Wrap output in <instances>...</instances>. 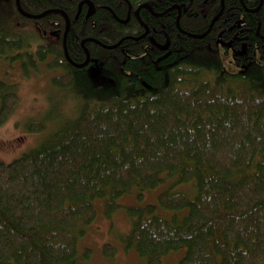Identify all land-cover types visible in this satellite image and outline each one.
<instances>
[{"label": "trees", "instance_id": "1", "mask_svg": "<svg viewBox=\"0 0 264 264\" xmlns=\"http://www.w3.org/2000/svg\"><path fill=\"white\" fill-rule=\"evenodd\" d=\"M100 1L113 8L118 2ZM256 1L224 0V8L237 10L243 2L251 9ZM19 4L38 14L55 1ZM219 5L208 0L205 18L198 7L196 16H182L183 29H169L170 53L157 64L158 51L145 52L130 39L142 32L134 20L120 23L102 9L91 29L78 18L65 46L75 61L86 40L100 69L95 77L65 58L64 29H52L55 41L26 49L32 29L25 28L34 20L5 0L0 56L20 61L24 74L45 64L55 71L50 90L70 92L75 103L35 146L0 161V264H84L91 251L80 252L78 240L95 219L97 199L108 219L124 208L129 227L119 240L145 264H161L181 247L177 264H264V64L225 68L217 21L205 29ZM50 17L63 27L60 15ZM101 22L106 29H98ZM17 101L14 84L0 80V124ZM44 124L31 121L27 128L39 132ZM166 182L156 203H118ZM102 254L114 257L115 246L103 244Z\"/></svg>", "mask_w": 264, "mask_h": 264}, {"label": "rangeland", "instance_id": "2", "mask_svg": "<svg viewBox=\"0 0 264 264\" xmlns=\"http://www.w3.org/2000/svg\"><path fill=\"white\" fill-rule=\"evenodd\" d=\"M4 2L5 0H0V9ZM35 30L37 29L32 32L34 33ZM9 32L12 33L10 30ZM39 33L34 35L28 33L29 46L27 45L26 49L34 50L39 43H46L50 40V36H45L43 31ZM225 53L230 54L231 52L226 49ZM5 59L0 56V80L14 84L15 92L18 95V101L12 112L0 124V161L7 162L35 146L51 133L59 125L55 120L61 122L63 115L70 116L72 114L71 111L74 110L73 103L75 102L70 92L50 90L52 88L50 78L55 71L50 70L51 68L49 69L45 64L38 63V68L30 69L28 74H24L20 61H7ZM223 59L225 68L235 71L244 68L243 65L235 64L226 55L223 56ZM96 69L99 71V68L89 67L88 72L93 76H99L100 72L95 73ZM51 118L55 120L52 121ZM31 121L45 123L44 129L39 132L29 131L27 123ZM167 184L168 182L144 191L141 197L136 196V194L123 195L118 199V203L124 207L156 203L158 193ZM183 189L188 191V187H183ZM94 206L96 210L95 219L85 226V233L78 240L80 252L85 249L91 251L89 259L84 260V264H145L143 257L134 250H125L119 240V234L129 227V220L124 208H120L112 216V219H108L103 213L101 199L95 200ZM105 243H111L115 246L116 254L114 257H106L102 254V246ZM185 251V247L170 251L162 257L161 264H177Z\"/></svg>", "mask_w": 264, "mask_h": 264}, {"label": "flooded vegetation", "instance_id": "3", "mask_svg": "<svg viewBox=\"0 0 264 264\" xmlns=\"http://www.w3.org/2000/svg\"><path fill=\"white\" fill-rule=\"evenodd\" d=\"M54 1L55 4H52L42 12L38 14H29L38 15L39 17L37 18L27 17L19 12L22 16L34 20L31 28H25L32 29L30 35L40 34L39 32L43 31L45 36H50L48 42L39 44H47L58 38L59 34L52 29H64V31L67 29V35L68 30L72 29L73 23H75L78 18H80L81 23L84 26L88 21L89 28L93 29L96 26L99 11L103 9L109 12L111 18L120 23L126 24L131 20L138 23L142 32L137 36H130V39L141 41L145 48V52H147L148 49L151 51H158V55L154 60L155 64L169 55L171 41L169 29H171V31L172 29L182 30L183 28L179 24V20L182 16V18L196 16L197 12L194 10L195 7L199 8L198 12H200L203 18L211 13V11H209L210 9L207 8L208 0H145L143 2L141 1V3H136V1V4L134 3L133 5L130 0H118L116 5L114 4V8L100 0ZM242 3L243 2H241L242 8H238L237 10L234 8L227 9L224 8V0H220L218 11L211 16L210 22L205 29H211L213 27L211 22L217 21L216 29H219L218 45L220 47L221 55H226L235 64L244 66L247 60H253L256 64H264V27L261 26V23L264 22V18L261 17V13L259 12L260 7H264V0H257L256 5L251 9L246 6L244 7ZM120 5L125 7L122 18L115 11V6L119 7ZM24 13L28 15V13ZM70 13H72V15H70ZM53 14H58L63 19L62 28L59 26V24H61L60 21L53 20V18L50 17V15ZM263 14L264 8L262 15ZM43 18H45V20L41 21ZM101 23L102 25L98 29H106L103 25L105 22ZM34 29L37 30L33 33L32 31ZM64 31L62 33V43ZM91 40L96 42L95 38H91ZM85 41V39H82L80 42L85 51L83 56H74V62L76 63L84 62L86 59V52L89 53L88 49L84 46ZM167 41V46L165 49H162L161 47ZM226 49H229L231 53L226 54ZM95 60V58L90 56L88 63L84 67H86L87 70L89 67L99 68V65ZM99 72L100 69L99 71L96 69L95 73L98 74Z\"/></svg>", "mask_w": 264, "mask_h": 264}, {"label": "water", "instance_id": "4", "mask_svg": "<svg viewBox=\"0 0 264 264\" xmlns=\"http://www.w3.org/2000/svg\"><path fill=\"white\" fill-rule=\"evenodd\" d=\"M16 2V6H17V9H18V11L21 13V14H23V15H25V16H27V17H30V18H37V17H39L38 15H27V14H25L22 10H21V8H20V5H19V0H16L15 1ZM215 20V19H214ZM213 22V21H212ZM212 22H211V24H212ZM210 24V25H211ZM66 30L67 29H65V31H64V38H63V52H64V56H65V58L67 59V61L70 63V64H72L73 66H75V67H84L87 63H88V61H89V59H90V56H89V53L88 52H86V59H85V61L84 62H82V63H76V62H74L70 57H69V55H68V53H67V50H66V46H65V35H66ZM203 34H205V33H203ZM202 35V34H201ZM201 35H196V37H200ZM195 37V36H194ZM135 39H137V38H135ZM167 44H168V41L161 47L162 49H165V47L167 46ZM103 47H105V48H113V47H115V45H112V46H104L103 45Z\"/></svg>", "mask_w": 264, "mask_h": 264}]
</instances>
